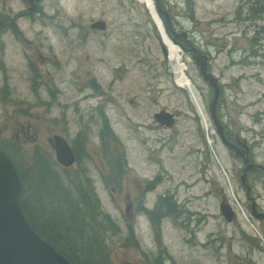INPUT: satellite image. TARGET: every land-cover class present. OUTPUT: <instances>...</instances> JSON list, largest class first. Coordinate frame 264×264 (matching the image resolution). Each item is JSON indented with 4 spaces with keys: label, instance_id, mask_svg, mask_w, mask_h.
<instances>
[{
    "label": "rangeland",
    "instance_id": "374dc122",
    "mask_svg": "<svg viewBox=\"0 0 264 264\" xmlns=\"http://www.w3.org/2000/svg\"><path fill=\"white\" fill-rule=\"evenodd\" d=\"M159 2L162 8L164 4L175 33L189 43L187 49L176 43L181 50L179 56V50L166 42L172 60L169 50L165 47V54L160 42V31L151 16L152 4L147 3L148 10L144 0L41 1L42 11L35 17L39 24H52L54 28L49 32L45 29V34L54 43L66 71L65 74L62 67L57 70L60 80L72 77L88 86L93 87L94 81L100 84L97 89L86 90L95 97L84 105L80 102V111L60 108L54 112L60 116V122L43 125L38 142L42 155L50 160L55 157V149L48 140L53 135L71 141L80 130L85 135V151L96 156L104 122L95 109L108 99L106 109L116 135L106 136V141L126 169L118 179L111 178L107 167L100 164L101 170H96L92 158L83 157L81 160L87 163L83 162L82 173L77 175L90 176L98 200L95 210L108 215L100 240L110 260L108 264H264V220L251 212L242 181L243 160L231 154L217 136L209 113L214 89L203 79L194 52L188 51L194 48L208 56L209 70L221 85V120L229 133H238L248 140L253 158L264 167V13L251 12L252 4L261 7L264 0ZM27 6L24 0H0V12L6 11L21 23L18 15ZM154 19L160 25L159 18ZM97 20H104L107 28L91 29L90 25ZM43 38L40 34L39 40L47 45ZM61 87L66 100L69 87L64 83ZM81 96L76 90L74 97ZM162 107L177 114L174 129L153 128L151 116ZM52 116L48 113V118ZM165 136L167 147L156 142ZM175 144L170 155L169 146ZM36 145L25 144L28 154L35 151ZM191 147L202 148L203 154L194 157L190 150L194 156L187 166L171 164V160L175 162L171 159L175 153L183 157ZM206 154L211 158L214 181L203 186H178L185 179L195 180ZM30 162L34 164L33 159ZM68 171L75 180L78 172ZM155 177L159 180L146 195L149 208L158 201L162 205L158 209L162 211L160 215L169 211L159 197L174 192L173 202L181 204L187 199L192 211L176 204V217L169 211L167 215L171 217L161 224L154 221L152 228L149 215L136 211L133 217L127 202L134 200L139 204V188ZM246 179L258 210L264 213V171ZM70 191L75 197L76 192ZM222 201L235 210L231 221L222 214ZM189 217L190 224L186 222Z\"/></svg>",
    "mask_w": 264,
    "mask_h": 264
},
{
    "label": "flooded vegetation",
    "instance_id": "af4514ba",
    "mask_svg": "<svg viewBox=\"0 0 264 264\" xmlns=\"http://www.w3.org/2000/svg\"><path fill=\"white\" fill-rule=\"evenodd\" d=\"M24 1L28 6L18 16H20L22 23L24 25H27L25 28L21 25V22L14 21V19H16L17 17L9 16L6 11L5 13L3 12V14L0 12V134L6 138L14 139L19 145L23 147L25 154L29 160V168H31V159L34 160L44 157L42 155V147L40 144H38L43 132V125H47L49 124V122L58 124L60 122V116L58 114L54 115V112L60 108H63L64 110H72L73 112L80 111V102H82V104L84 105V103L90 100V98L95 97L94 94L87 93L86 90L91 88L97 89L99 88L100 84L97 81H94V86L92 87L88 86V83H84L81 80L72 77L70 78L71 80H60L58 76L59 74H57L59 69L62 67L65 74L66 71L63 68V65L60 63V56L58 57L59 53L57 55L54 50V43H52L47 33L45 34V29H47L49 32V30H53L54 28L50 26L52 24H39V22H37L36 20L37 17H35L42 11V0ZM163 26L166 29L165 25ZM29 33L30 35H28ZM40 34L44 36L43 41L44 39L48 41L47 45L42 44V42L39 40ZM72 47L74 46H70V49H72ZM66 61H68V59ZM209 67L210 63L208 60V68ZM71 74L72 72L69 73V75ZM61 83H64L69 87V89L66 88L65 91V96L67 98L66 100L62 98L64 88L61 87ZM76 90H78L79 94L82 95L81 97H74V93ZM210 91L212 90L210 89ZM107 102L108 99L104 101V104L101 107L95 109L98 111V118L101 121L103 120L104 122L102 125V129H100L99 132L100 150L95 152L96 156L98 157H96L94 153L90 154L85 151V135H83L80 130H78V132L73 135L71 141L67 139L75 154V162L71 166H68V169H74L75 172H78L75 175L77 184H80L81 179H83V181L87 183H91L92 181L90 176L86 173H83L82 177L77 178V175L82 173L80 172V169H82L83 162L87 163L86 161L81 160L83 157L92 158V162L94 163L96 170H101L100 164L103 168L107 167L110 170L111 178L114 177L118 179L120 174L123 173V170L126 169L123 165L124 161L121 162L120 156L115 155L110 151L106 141V136L112 134V136L115 137L116 135L109 122V115L106 109ZM162 110L171 112L168 108L165 107H162L158 111L153 112L151 116L155 123L152 124L153 128L174 129V126H176L177 114L171 112L175 117V123L173 126H167L165 124L163 125L155 117L156 113ZM218 110H220L219 104ZM48 113L49 116H53L51 118H48ZM80 119H83V116H81ZM45 120L47 123H44ZM195 120L198 121V119ZM224 127L226 133L225 135L229 143L225 144L218 133L217 136L220 138L223 145L231 154L243 160L244 167L242 168V181L247 188L246 197L250 203L251 212L254 216H257L264 220V213L261 210H258V202H256V197L251 196L250 185H248L246 181L243 180L244 174H246V177L248 179L259 174L261 171H264V167L259 166V163L256 162L255 157L253 158V148L251 144L248 143V140L247 144L249 145V154L244 156V146L242 145L243 137H241L238 133H229L225 123ZM54 136L55 135L48 139L51 146H53V143L50 140ZM200 136L202 138L201 134ZM165 138L168 137H160L159 140H156V142H162V145H166L167 147L168 145L166 144L167 141ZM26 143L37 144L35 147V151H32L31 154H28L25 146ZM163 146L160 148L162 149ZM192 147L189 149V151L186 152L183 157L175 153V155L171 157V159L175 160V162L171 160V164L174 166H187L189 160H192V156L195 155L194 157H197V154H203L202 148L197 150L196 148ZM175 148L176 144L169 146L170 155L174 153ZM190 150L194 155L190 154ZM54 151L55 157L51 158L52 164L54 163L56 165H59V167L67 168L58 161L56 149ZM246 159L248 160V162H246ZM211 163L212 162L210 156L206 154V156L201 159L199 175L196 176L195 180H193L192 176H190L193 182H188L185 179L178 186H203L205 182L206 184H210L211 182H213L215 177L212 172ZM251 163H254V166L246 170L248 165ZM69 173L73 174L70 171ZM157 180H159V177H155L152 180H149L148 184L146 185L147 187L143 186L139 188V190H141V195L137 196V199L141 201L139 204H136L134 200H131L132 202H127L128 210L130 209L131 212L133 211V217L137 213L136 211H145L149 215L150 223L153 225L152 228L155 226L154 221H156V217L160 215L159 212H162L161 210H158L161 209L160 207H162V205L157 201V203H155L153 207L149 208L147 206L146 195L151 187L155 186ZM85 182L83 184H85ZM26 186H28L27 176ZM173 195H175L174 192H172L171 194L163 195L159 197V200L162 204H164L163 200L173 202V197H175ZM28 197L29 196H27V199ZM224 197L227 200L226 196ZM189 202L190 201L187 202V199H185L181 204L174 202V208H177V204V206H181L182 208H185V210H189L191 212L192 210L189 207ZM221 203L228 204L224 201H222ZM167 207L169 209V206ZM200 214L202 215L201 212ZM166 215L167 212H163L160 215V220L157 221V223L161 224L164 219H166L167 217H171L169 215ZM172 215L176 217V215ZM178 221H181V218H179ZM186 222H188L189 224L192 222V220H190V217L186 219ZM186 222L184 223V225L186 224ZM181 225L182 227H184L183 224ZM191 227L193 228V226L190 225L189 228Z\"/></svg>",
    "mask_w": 264,
    "mask_h": 264
},
{
    "label": "water",
    "instance_id": "95a60500",
    "mask_svg": "<svg viewBox=\"0 0 264 264\" xmlns=\"http://www.w3.org/2000/svg\"><path fill=\"white\" fill-rule=\"evenodd\" d=\"M156 1L158 12L165 14L166 25L168 29H172L167 11L161 8L159 0ZM91 28L105 30L107 23L104 20H97L91 24ZM174 34V40H176L177 34L175 32ZM161 42L166 54L162 39ZM188 51L194 52L193 57L199 65L203 79L214 89V96L209 103L210 116L218 135L225 144H228L224 123L218 114L221 97L219 78L209 70L206 54L194 48ZM155 117L163 125L173 126L175 123L174 114L166 110L157 112ZM50 141L56 149L58 161L66 167L71 166L75 162V154L68 140L55 135ZM242 145L244 146L243 155L246 156L249 154V145L244 137ZM246 162H248L247 159ZM253 166L254 163L249 164L246 170ZM259 166L263 167L261 164ZM28 169L29 160L23 147L14 139L6 138L0 134V264H73L49 241L38 234L24 213L21 195L26 189ZM245 179L246 174L243 176V180ZM220 208L224 217L231 221L235 215L231 205L221 203Z\"/></svg>",
    "mask_w": 264,
    "mask_h": 264
},
{
    "label": "trees",
    "instance_id": "16d2710c",
    "mask_svg": "<svg viewBox=\"0 0 264 264\" xmlns=\"http://www.w3.org/2000/svg\"><path fill=\"white\" fill-rule=\"evenodd\" d=\"M251 12L253 15L264 13V4L261 7L252 4ZM160 16L166 25L165 14L160 12ZM167 30L174 39L175 27H167ZM185 40L177 37L175 41L187 49L189 43ZM43 158L34 159V164L27 172L28 186L21 195V205L28 221L43 239L49 241L73 264H108L110 260L106 256L107 252L100 245L108 215L104 211L95 210L98 200L92 184L85 181L77 184L76 180L71 179L73 176L70 177L68 169L63 168L65 172H61L59 165L52 164L46 156ZM70 189L76 192L75 197H72ZM163 202L169 206L170 214H173L174 202ZM159 218L157 216L155 220L159 221Z\"/></svg>",
    "mask_w": 264,
    "mask_h": 264
},
{
    "label": "bare ground",
    "instance_id": "6f19581e",
    "mask_svg": "<svg viewBox=\"0 0 264 264\" xmlns=\"http://www.w3.org/2000/svg\"><path fill=\"white\" fill-rule=\"evenodd\" d=\"M146 6L148 5L147 3H150L152 4V7H153V15L151 14L153 20L155 21L154 19V16H157L159 19V23L160 25H157V28H158V31H160V36L162 38V41L163 43L165 44V47L169 50L170 48L167 46V43L169 44L170 47H176L178 50H179V56H180V53H181V50L178 48V46L176 45V43L172 40V38L170 37L169 33H168V30H167V27L165 24H163V20L162 18L160 17L159 13H158V10H157V7H156V2H154V0H144ZM148 10H149V7L147 6ZM155 13V15H154ZM156 22V21H155ZM166 27V29L164 28V26ZM167 42V43H166ZM175 43V44H174ZM171 50H169V59L172 60V56H171ZM194 54V53H193ZM168 212V211H167ZM161 213V212H159Z\"/></svg>",
    "mask_w": 264,
    "mask_h": 264
}]
</instances>
